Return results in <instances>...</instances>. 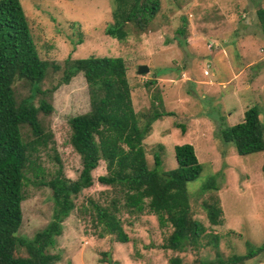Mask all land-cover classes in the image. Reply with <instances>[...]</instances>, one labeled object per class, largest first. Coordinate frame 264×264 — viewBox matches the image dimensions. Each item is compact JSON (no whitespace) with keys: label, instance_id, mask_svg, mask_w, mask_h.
I'll return each mask as SVG.
<instances>
[{"label":"rangeland","instance_id":"obj_1","mask_svg":"<svg viewBox=\"0 0 264 264\" xmlns=\"http://www.w3.org/2000/svg\"><path fill=\"white\" fill-rule=\"evenodd\" d=\"M158 10L141 27L125 25L126 37L116 40L105 34L113 23V0H20L32 39L42 60L62 67L66 57H120L126 66L132 105L137 113L147 112L154 96H160L161 109L172 112L152 123L143 140L146 163L157 172L175 167L173 147L189 143L201 165L199 175L186 183L194 220L204 228L199 248L179 254L183 264L194 258H213L212 237H217L224 257L246 254L264 241V149L240 156L231 143L220 137L222 124L233 125L243 117V109L258 106L264 141V41L255 11L264 0H157ZM78 22L77 31L70 28ZM78 37L81 44H76ZM139 65L147 66L144 74ZM207 72V74H205ZM60 70L48 67L40 88L55 85ZM248 93V94H247ZM51 114L46 120L65 178H77L80 163L68 138V119L88 111L87 88L81 74L53 91ZM240 117V118H239ZM176 124L184 126V132ZM50 146V145H49ZM47 154L52 155L47 149ZM41 155L47 181L57 165ZM106 173L98 162L91 172L92 185L81 190L74 208L60 223L61 233L51 253L59 256L55 264H106L108 252L119 264H168L176 253L157 248L170 228L158 224L148 212L135 217L119 213L126 243L110 235H98L91 222L89 201L107 204L112 196L109 186L98 183ZM31 173L27 176L31 178ZM213 178L222 209V223L210 225L202 207L208 195L202 187ZM40 178L37 179L38 182ZM21 202V223L16 235L32 239L52 220V199L47 186L28 183ZM244 264H264V251Z\"/></svg>","mask_w":264,"mask_h":264},{"label":"trees","instance_id":"obj_2","mask_svg":"<svg viewBox=\"0 0 264 264\" xmlns=\"http://www.w3.org/2000/svg\"><path fill=\"white\" fill-rule=\"evenodd\" d=\"M113 4V23L104 32L118 41L125 39L127 23L141 27L158 10L157 0H113ZM255 16L264 41V6L257 8ZM70 28L77 31L78 22H71ZM81 42L78 37L76 44ZM62 65L39 57L20 0H0V264H55L59 260L50 249L61 233L60 223L73 210L77 194L92 185L91 172L99 161L104 162L106 173L98 176L97 181L109 186L112 196L103 205L89 201L93 211L91 222L99 229L98 235L108 234L114 241L126 243L119 213L123 211L132 217L151 213L160 226L170 228L157 248L176 253L168 264H183L179 254L198 249L204 232L192 216L186 191V183L199 175L201 165L193 146L186 143L173 147L175 167L157 172L159 157L154 156V168L149 169L143 147L152 123L173 113L161 109L158 95L153 97L147 112L140 114L134 110L127 69L120 57H66ZM48 67L53 72L60 70V76L55 85L42 90ZM76 74H81L85 81L89 108L67 121L68 142L80 163L77 178L70 180L62 174L46 120L51 114L49 100L53 91ZM259 115L258 106L253 103L243 109L240 122L219 128L223 142L231 143L240 156L264 149ZM176 126L184 132L182 124ZM48 148L52 155L47 154ZM42 154L57 165L55 175L47 181L41 180ZM261 170L264 173V165ZM27 173H31V178ZM28 183L47 186L53 207L52 220L32 239L16 235L21 223L20 205L25 199L23 188ZM217 191L213 178L202 187L203 193L208 192L202 207L210 225L222 223ZM206 243H212L213 258L196 257L189 264H244L264 251L263 241L258 247L248 248L246 254L224 257L217 237ZM101 262L119 264L108 252L102 253Z\"/></svg>","mask_w":264,"mask_h":264},{"label":"water","instance_id":"obj_3","mask_svg":"<svg viewBox=\"0 0 264 264\" xmlns=\"http://www.w3.org/2000/svg\"><path fill=\"white\" fill-rule=\"evenodd\" d=\"M148 71V69H147V66H145V65H139L138 67H137V73L138 74H144V73H146Z\"/></svg>","mask_w":264,"mask_h":264},{"label":"clouds","instance_id":"obj_4","mask_svg":"<svg viewBox=\"0 0 264 264\" xmlns=\"http://www.w3.org/2000/svg\"><path fill=\"white\" fill-rule=\"evenodd\" d=\"M205 74H207V72Z\"/></svg>","mask_w":264,"mask_h":264},{"label":"built area","instance_id":"obj_5","mask_svg":"<svg viewBox=\"0 0 264 264\" xmlns=\"http://www.w3.org/2000/svg\"><path fill=\"white\" fill-rule=\"evenodd\" d=\"M206 73V72H205Z\"/></svg>","mask_w":264,"mask_h":264},{"label":"crops","instance_id":"obj_6","mask_svg":"<svg viewBox=\"0 0 264 264\" xmlns=\"http://www.w3.org/2000/svg\"><path fill=\"white\" fill-rule=\"evenodd\" d=\"M240 118V117H239Z\"/></svg>","mask_w":264,"mask_h":264}]
</instances>
